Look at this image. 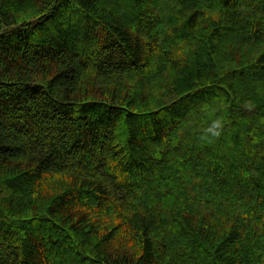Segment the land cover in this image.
I'll return each instance as SVG.
<instances>
[{
  "label": "trees",
  "instance_id": "trees-1",
  "mask_svg": "<svg viewBox=\"0 0 264 264\" xmlns=\"http://www.w3.org/2000/svg\"><path fill=\"white\" fill-rule=\"evenodd\" d=\"M0 264H264V0H0Z\"/></svg>",
  "mask_w": 264,
  "mask_h": 264
}]
</instances>
